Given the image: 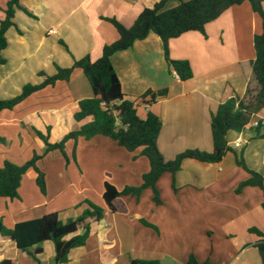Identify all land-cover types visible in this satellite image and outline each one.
Instances as JSON below:
<instances>
[{"label":"crops","instance_id":"obj_1","mask_svg":"<svg viewBox=\"0 0 264 264\" xmlns=\"http://www.w3.org/2000/svg\"><path fill=\"white\" fill-rule=\"evenodd\" d=\"M9 1L0 0V6ZM181 1L190 0H168L165 10ZM158 2L20 0L29 13L16 9L14 25L6 33L0 100L16 97L27 84L42 83L40 72L52 76L57 66L69 68L86 56L99 59L104 47L119 39L106 18L130 28L144 9ZM0 12L4 13L1 22L6 13ZM50 30L55 33L49 34ZM262 30L261 18L246 1L209 23L204 34L188 32L170 40V58L191 64L193 77L187 81L170 69L163 42L153 32L112 56L122 91L135 101L138 115L144 119L153 112L160 117L157 145L166 161L187 150L213 152L212 115L228 99L243 98L249 87L258 89L252 65L255 36ZM163 89L168 90L166 97L151 104L141 101L147 91ZM93 95L84 72L75 69L70 81L48 86L14 109L0 111V168L5 161L21 166L34 154L44 155L46 144L38 132L56 143L79 130L90 119L78 123L73 114L81 100ZM252 121L262 122L264 130V109ZM227 142L230 150L219 163L185 159L174 176L162 174L157 182L160 204L154 201L151 188L139 199L121 196L117 204L122 211L107 210L104 219L92 225L87 244L70 251L66 264H132L131 259L187 264L192 255L201 263L263 264L256 247L261 238L250 229L264 230V192L255 186H246L239 193L237 189L250 177L239 159L264 178V138L248 125L241 132L229 131ZM236 142L241 146L235 147ZM141 151L129 152L103 135L71 140L66 144L68 161L55 150L37 163L45 175L46 194L37 184V173L29 170L18 198L0 197V221L12 229L52 213L63 222L76 219L89 208L86 201L106 208V182L120 191L139 187L150 171V162ZM41 247L37 262L10 238L0 236V264H56L54 243L47 241Z\"/></svg>","mask_w":264,"mask_h":264},{"label":"trees","instance_id":"obj_2","mask_svg":"<svg viewBox=\"0 0 264 264\" xmlns=\"http://www.w3.org/2000/svg\"><path fill=\"white\" fill-rule=\"evenodd\" d=\"M246 1L251 4L253 11L258 14L263 23L262 33L255 36L256 59L252 65V77L258 89L254 91L249 87L243 98L234 96L228 99L212 115L213 152L210 153L197 149L187 150L179 154L174 160L166 161L157 145L162 128L160 117L153 112H149L144 119L138 115L135 101L127 99L122 91L119 76L112 63V56L117 52L132 48L136 41L146 39L153 32L163 42L166 60L170 69L176 73L180 80L187 81L193 77L191 64L188 60H172L170 58V40L179 38L188 32H200L204 34L206 26L209 23L217 20L231 7L241 5ZM263 1L190 0L181 1L176 7L165 10L168 0H159L153 8L144 9L130 28L125 27L116 19L106 18L107 21L115 26L119 39L110 45H106L99 59L92 60L90 56H86L80 60H75L69 68L57 66V72L52 76L40 72L39 76L44 78L42 83L36 85L27 84L16 97L0 100V111L12 110L34 93L48 86H55L60 81H70L75 69H81L90 82L94 95L79 102V108L74 112L73 118L78 123L86 119H90V121L82 125L79 130L68 133L61 141L56 143L49 141V135L38 132L39 137L46 144L44 155L58 150L68 161L66 144L69 141L74 140L77 142L79 138L90 140L98 135H103L117 142L119 146L129 152L142 149L141 155L149 160L151 166L150 171L143 176V182L139 187H126L120 191L114 185L106 182L103 194L106 208L86 201L89 208L76 219L63 222L57 213H52L39 219L18 223L12 229L7 228L0 221V236L10 238L16 243L18 249L30 255L37 262H40L37 255L43 252L41 245L44 242L52 241L56 251V264H66L69 262L70 251L87 244L92 225L102 221L107 210L113 213L122 211L121 206L117 204L121 196L133 195L139 199L145 189L151 188L154 192V201L160 204L161 200L157 189V182L162 174L170 172L174 176L181 169L182 162L185 159H195L206 163H219L230 150L227 142V133L229 131H243L252 122L256 114L264 109ZM16 9L29 13L27 9L20 5V0H10L8 2L5 11L6 18L0 22V64L6 63L2 57V51L8 45L6 33L14 25L13 18ZM167 93V89L158 91L149 90L141 97V101L151 104L159 98L166 97ZM48 130L50 131V128ZM255 130L257 136L264 138L262 122L255 127ZM262 131L263 133L260 134ZM44 155L34 154L31 160L21 166L10 161H5L3 167L0 168V197L18 198V190L23 176L29 170H34L37 173V184L42 193L46 194L45 175L37 166L38 161ZM238 164L250 173V177L239 185L237 192H241L246 186L259 187L264 192L263 176L250 171L243 159H239ZM142 223L146 226L154 227L144 220H142ZM250 232L261 238L256 247L264 264V230L252 228ZM131 263L159 264L158 261L135 259H131ZM1 264H11V262L5 261ZM187 264L212 263L209 260L201 263L192 255Z\"/></svg>","mask_w":264,"mask_h":264},{"label":"built area","instance_id":"obj_3","mask_svg":"<svg viewBox=\"0 0 264 264\" xmlns=\"http://www.w3.org/2000/svg\"><path fill=\"white\" fill-rule=\"evenodd\" d=\"M53 33H55L54 30L49 31V34H53ZM259 123H260L259 121H254V122L252 121L249 125L252 127H257L259 125ZM240 146H241V144L239 142L235 143V147H240Z\"/></svg>","mask_w":264,"mask_h":264},{"label":"rangeland","instance_id":"obj_4","mask_svg":"<svg viewBox=\"0 0 264 264\" xmlns=\"http://www.w3.org/2000/svg\"><path fill=\"white\" fill-rule=\"evenodd\" d=\"M2 1H4V0H2ZM8 5V4H7ZM7 5L5 4V3H3V5L2 6H0V9H1V11L3 12H5V10L7 9ZM4 13H1L0 12V16L2 17V15H3ZM70 158H72V157H70Z\"/></svg>","mask_w":264,"mask_h":264}]
</instances>
